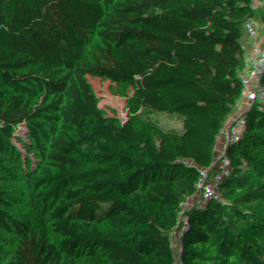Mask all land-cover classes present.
I'll use <instances>...</instances> for the list:
<instances>
[{
	"label": "trees",
	"instance_id": "trees-1",
	"mask_svg": "<svg viewBox=\"0 0 264 264\" xmlns=\"http://www.w3.org/2000/svg\"><path fill=\"white\" fill-rule=\"evenodd\" d=\"M252 37L244 0H0V264H177L237 93L247 159L202 264H264V24L240 56Z\"/></svg>",
	"mask_w": 264,
	"mask_h": 264
},
{
	"label": "built area",
	"instance_id": "built-area-1",
	"mask_svg": "<svg viewBox=\"0 0 264 264\" xmlns=\"http://www.w3.org/2000/svg\"><path fill=\"white\" fill-rule=\"evenodd\" d=\"M255 15L244 8L248 24L253 30L255 51L260 42L261 27L264 24V9L261 1L254 4ZM240 96L237 93L232 107L227 111L225 129L212 134L213 141H219L224 149L221 153L208 150L203 157V163L210 173L208 185L204 188V196L200 205L201 228L209 238L212 234L224 235V221L220 215L221 207L231 197V187L235 176L247 159V150L241 145V135L235 130L236 108ZM221 161V164H220ZM205 251L202 245L184 252L177 264H202Z\"/></svg>",
	"mask_w": 264,
	"mask_h": 264
},
{
	"label": "rangeland",
	"instance_id": "rangeland-1",
	"mask_svg": "<svg viewBox=\"0 0 264 264\" xmlns=\"http://www.w3.org/2000/svg\"><path fill=\"white\" fill-rule=\"evenodd\" d=\"M202 173L203 175L207 174V169L205 167H203ZM47 212L58 231L57 238L62 242L64 247L83 253L87 248L85 230L79 226L75 217L69 212L57 208H47ZM207 237L208 236L203 232V228H201L196 238L190 245L192 247L189 248V250L196 248L199 245L203 246V244L208 240ZM109 248L124 261H141V252L134 246L111 243ZM246 257L250 258L248 255H246Z\"/></svg>",
	"mask_w": 264,
	"mask_h": 264
},
{
	"label": "crops",
	"instance_id": "crops-1",
	"mask_svg": "<svg viewBox=\"0 0 264 264\" xmlns=\"http://www.w3.org/2000/svg\"><path fill=\"white\" fill-rule=\"evenodd\" d=\"M258 0H244V8L247 9L249 11L250 14L255 15V9H254V4L255 2H257ZM254 46V37H252V39L250 40V42L248 44H246L242 50L240 51V56H243L247 53L252 52ZM210 173L207 171L206 175H203V179L204 180V188L207 187L208 185V179H209ZM189 250V249H188Z\"/></svg>",
	"mask_w": 264,
	"mask_h": 264
}]
</instances>
